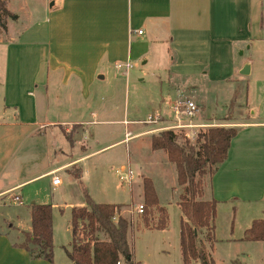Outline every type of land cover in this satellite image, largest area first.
Masks as SVG:
<instances>
[{"label":"crops","instance_id":"obj_1","mask_svg":"<svg viewBox=\"0 0 264 264\" xmlns=\"http://www.w3.org/2000/svg\"><path fill=\"white\" fill-rule=\"evenodd\" d=\"M44 12L42 25L30 31L34 38H29L33 42L27 47L28 62L23 64L18 57L15 63L20 77H7L8 65L3 71L6 78L0 81V112L5 118L1 119L0 113V264H50L31 260L25 250L13 247L22 242L24 233L31 232V205H47L40 200L39 184L44 182L49 190H56L62 179L53 186V177L60 173L80 177L82 165L95 154L140 138L149 139V152H160L152 151L151 136L175 124L173 116L169 118L160 110L165 102L161 85L167 83L166 96L175 95L174 102L181 99L179 92L189 89L190 99L205 113L190 121L181 117V123L196 126L182 130L187 138L216 127L211 124L217 121L212 109L205 105L201 110V104L210 101L208 87L224 84L227 88L212 94L216 101L218 92L224 95L217 106L218 114L223 115L232 100L227 98L228 87L252 73L246 62L235 61V52L264 38V0H60ZM154 43L163 44L167 58L165 65L155 62L149 74L158 90L149 103L154 114L148 117H158L159 122L120 121L127 128L132 126L124 128L123 138L84 153L77 137L86 139L91 124L110 123L101 119L106 107L100 109L97 103L94 108V103L103 96L112 102L117 81L129 76L131 68L118 70L116 65L129 63L132 67L140 60L141 66L147 67L149 60L156 61L150 55ZM257 119L248 112L242 123L234 125L239 132L227 159L207 180L203 196L217 203L216 214L221 204L231 213H242L247 219L240 226L243 234L253 221L264 220V118ZM140 124L143 126L138 127ZM70 132L75 137L71 138ZM127 132L131 138L125 142ZM126 166H132L128 157ZM73 168L81 170L77 176ZM15 197L21 204L13 202ZM25 199L30 201L26 207ZM11 207L17 210L11 212ZM67 230L71 237L70 223ZM52 233L54 244L53 214ZM242 237L226 241L238 250L222 263L264 264V242H245ZM133 261L155 264L148 258L138 260L135 253Z\"/></svg>","mask_w":264,"mask_h":264},{"label":"rangeland","instance_id":"obj_2","mask_svg":"<svg viewBox=\"0 0 264 264\" xmlns=\"http://www.w3.org/2000/svg\"><path fill=\"white\" fill-rule=\"evenodd\" d=\"M59 2L60 0H5L10 16L4 19L6 31H3L0 26V41H2L0 43V81L2 78H6L3 71L8 65L9 75L7 77L14 80L20 77L18 71H15V63L18 61V57L21 63L26 64L28 62L27 47L32 46L31 42H33L29 38H34L30 31L42 25L45 18V7L49 8L52 4ZM11 40L14 42L11 43ZM164 50L163 44L154 43L150 55L156 58V61L149 60L147 67H142L141 62L143 61L140 60L133 64L128 78L122 76V79L117 81V91L112 102L108 100V97L103 96L102 99L94 103V108L97 103L100 109H102V106L106 107L101 119L110 123L105 125L91 124L88 127L90 135H86V139L81 136L77 137L81 140V151L84 153L97 151L123 138L124 128L131 129L132 126L127 128L126 123L124 125L120 121L137 119L146 121L148 115L154 114V110L151 109L149 103L151 97H153L152 94L158 88L156 89L152 85L149 74L155 62L159 66L166 64L167 58ZM234 59L238 62H246L248 66H251L252 73L245 79L238 76L239 78L236 79L237 82H234L233 87H228L229 94L227 98L232 99V107L228 114L227 111H222L223 115L217 112V106H220L224 95L218 92V101L212 96L221 87L225 92L227 89L224 87L225 85L208 87V89L210 88V93L208 92L210 101H208V104L202 103L201 110L203 107L206 108L205 105L212 109L211 112L216 116L215 120L217 121L211 122V124L217 125L216 127L236 128L237 126L234 125L242 123L247 118L248 112L253 113L254 120H258V117L264 118V38L253 42L249 48L246 46L243 51L235 52ZM19 72L21 73V71ZM142 79L143 81H141ZM166 84L159 87L161 95L165 99L160 110L171 118L173 115L169 107L176 100V96H166L169 93ZM174 88L177 89V87ZM178 94L181 98L190 99L189 89L182 90ZM1 97H3V94H0V109L2 106ZM192 101L199 108L198 102L196 100ZM227 102L226 99L222 103L225 105L224 110L228 107ZM113 106L115 110H107V108ZM0 113L1 119H5L2 111ZM199 113L205 115L203 110L199 112L198 109L197 115H200ZM226 115L230 116L231 120L225 119ZM89 120L92 121L91 118ZM141 126L143 124L138 127ZM174 131L178 134V143L181 145L184 144V138L190 143H193L196 139V135L187 138L182 130ZM69 136L71 138L75 137L72 132ZM149 150L148 138H140L139 140L130 141L128 144L112 146L95 154L82 165L80 177L75 178L68 177L63 173L58 174V178L62 179V185L58 189L49 190L44 182L39 184V187H41L40 200L53 206L54 256L52 264L69 263L64 248L68 249L71 243L70 233L67 230L71 218V207L84 206L86 195L97 204L125 205V209L121 214L133 223L132 229L128 233V241L130 251L132 254L135 253L138 260L148 258L153 260L152 262L155 264H182L179 232L183 217L176 206L180 188L176 185L175 168L168 162L164 151L152 154ZM76 153V151L73 152V155ZM127 157L130 158L131 169L135 174L132 184L129 186L120 183L114 172L117 167L127 165ZM80 171L73 168V175L77 176ZM146 178H151L159 204L166 209L168 228L164 231L155 232L144 229L140 214L136 212L137 206L143 204L142 181ZM23 202L25 207L30 204L28 199L23 200ZM227 207L223 204L218 205L215 219L216 243L214 245L207 244L205 238L201 236L211 264H223L222 261L227 256L238 250V247L228 245L226 241L230 238L243 236L240 226H244V220L247 219L237 210H235V214L234 212L231 213ZM16 210L15 207L10 208L11 212ZM121 264L123 263L121 262Z\"/></svg>","mask_w":264,"mask_h":264},{"label":"trees","instance_id":"obj_3","mask_svg":"<svg viewBox=\"0 0 264 264\" xmlns=\"http://www.w3.org/2000/svg\"><path fill=\"white\" fill-rule=\"evenodd\" d=\"M10 16L5 0H0V26L6 31L5 18ZM232 102L227 109L230 112ZM231 120L230 116L225 117ZM239 129L208 127L200 130L193 143L184 138L178 143V134L164 130L151 136V149L164 151L175 168L176 184L180 188L178 207L180 222V250L182 264H211L206 247L214 244L216 202L204 200L207 180L227 159L232 140ZM143 212L141 224L146 230L163 231L168 227L166 209L161 207L151 179L142 181ZM84 206L71 210V243L64 248L71 264H138L133 261L128 233L131 220L122 216L125 205L97 204L87 195ZM31 232L13 247L23 249L31 260L53 263L52 208L50 205L32 204L30 207ZM116 221H113V219ZM241 241L264 242V220H255L244 232Z\"/></svg>","mask_w":264,"mask_h":264},{"label":"built area","instance_id":"obj_4","mask_svg":"<svg viewBox=\"0 0 264 264\" xmlns=\"http://www.w3.org/2000/svg\"><path fill=\"white\" fill-rule=\"evenodd\" d=\"M138 34H142L141 31L138 32ZM116 69L120 70L123 68L129 69L131 68L129 63L123 64H117ZM171 111L173 113V117L175 119V124L170 126V127H165L164 129H159V130H185V129H192L195 128L196 126H191L190 124H183L181 123V117L184 116L188 121L194 119L198 113V109L196 104L189 98H181L174 102L171 107ZM159 122L158 117H148L147 121L145 124H157ZM131 138V134L127 132L125 135V142H127ZM115 175L117 176V179L120 183H124L126 185H131L132 181L134 179V172L129 166H121L115 169ZM60 184V180L57 177H53L52 179V185L53 186H58ZM13 202L15 204H21V201L18 197H15L13 199ZM136 212L138 214H141L143 212V206L138 205ZM113 221H116L114 218Z\"/></svg>","mask_w":264,"mask_h":264}]
</instances>
